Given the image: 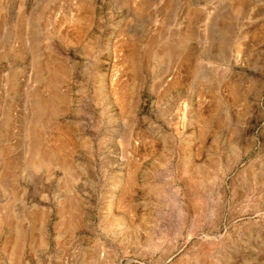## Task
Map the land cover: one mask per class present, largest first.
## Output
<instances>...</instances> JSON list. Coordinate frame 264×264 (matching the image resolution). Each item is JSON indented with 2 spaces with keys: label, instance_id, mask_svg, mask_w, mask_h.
Here are the masks:
<instances>
[{
  "label": "rangeland",
  "instance_id": "obj_1",
  "mask_svg": "<svg viewBox=\"0 0 264 264\" xmlns=\"http://www.w3.org/2000/svg\"><path fill=\"white\" fill-rule=\"evenodd\" d=\"M0 264H264V0H0Z\"/></svg>",
  "mask_w": 264,
  "mask_h": 264
}]
</instances>
